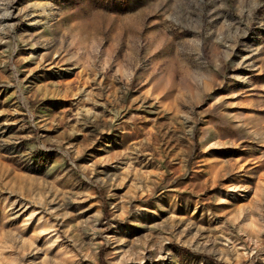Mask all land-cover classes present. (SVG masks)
I'll return each mask as SVG.
<instances>
[{
  "label": "rangeland",
  "instance_id": "1",
  "mask_svg": "<svg viewBox=\"0 0 264 264\" xmlns=\"http://www.w3.org/2000/svg\"><path fill=\"white\" fill-rule=\"evenodd\" d=\"M0 264H264V0H0Z\"/></svg>",
  "mask_w": 264,
  "mask_h": 264
}]
</instances>
